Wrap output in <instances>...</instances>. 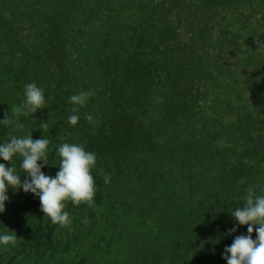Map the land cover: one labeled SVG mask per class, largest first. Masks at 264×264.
Wrapping results in <instances>:
<instances>
[{
    "label": "trees",
    "instance_id": "1",
    "mask_svg": "<svg viewBox=\"0 0 264 264\" xmlns=\"http://www.w3.org/2000/svg\"><path fill=\"white\" fill-rule=\"evenodd\" d=\"M258 39L264 0H0V144L47 138L39 163L52 177L65 142L97 157L94 202L66 201V227L9 187L0 234L17 240L0 264H227L226 246L248 234L231 211L249 189L264 195ZM28 83L45 103L17 118ZM0 163L31 179L19 154Z\"/></svg>",
    "mask_w": 264,
    "mask_h": 264
},
{
    "label": "clouds",
    "instance_id": "2",
    "mask_svg": "<svg viewBox=\"0 0 264 264\" xmlns=\"http://www.w3.org/2000/svg\"><path fill=\"white\" fill-rule=\"evenodd\" d=\"M258 48L264 49V43L257 40ZM92 92H81L70 96V102L74 105H84ZM45 103L44 91L35 83L25 85V99L21 106H11L12 114L17 118L23 114L28 116L42 109ZM75 111V110H74ZM79 117L75 114L68 117V122L76 125ZM86 119L93 122L92 115H86ZM10 123L9 116L0 124L7 126ZM23 128V125H19ZM40 128L47 131V124L42 123ZM50 141L47 138L34 139L29 133L26 137H11L9 141L0 144V157L5 161H11L19 154L22 157L21 168L31 179H23L16 173L14 166L7 167L0 163V213L5 211V202L9 199L7 192L9 187L19 189L23 187L25 192H32L39 197L41 210L49 217L52 224L66 227L71 223L70 214L65 210V202L71 201L79 206L81 203L92 206L96 195L95 180L92 168L97 157L95 153L86 151L83 145L63 143L58 148L61 158L59 171L55 177L45 175L42 171L44 165L39 161L48 163L46 151ZM110 175L104 176L105 183L110 182ZM243 207L231 211L240 225H248L247 235L236 236L230 246H226L224 258L227 264H264V195H256L249 189ZM83 223L87 224L85 219ZM259 227H256V226ZM236 231L235 228L229 232ZM257 233L256 239L252 234ZM17 235L0 234V245L15 244ZM230 254V255H229Z\"/></svg>",
    "mask_w": 264,
    "mask_h": 264
},
{
    "label": "flooded vegetation",
    "instance_id": "3",
    "mask_svg": "<svg viewBox=\"0 0 264 264\" xmlns=\"http://www.w3.org/2000/svg\"><path fill=\"white\" fill-rule=\"evenodd\" d=\"M20 3H21V7H23V10H25L24 7H27V4H26V3L24 4L23 1H20ZM37 6H38V5H37ZM29 8H30V5H29ZM37 19H39V18H37ZM157 248H160V246L158 245ZM158 256H159V254L157 255V258H158Z\"/></svg>",
    "mask_w": 264,
    "mask_h": 264
}]
</instances>
